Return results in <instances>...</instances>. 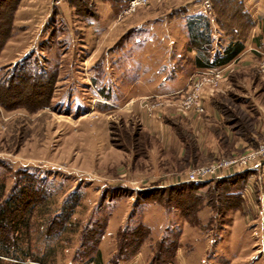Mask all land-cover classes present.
<instances>
[{
	"label": "rangeland",
	"instance_id": "rangeland-1",
	"mask_svg": "<svg viewBox=\"0 0 264 264\" xmlns=\"http://www.w3.org/2000/svg\"><path fill=\"white\" fill-rule=\"evenodd\" d=\"M82 1L86 6L77 9L81 1L30 0L15 17L20 0L0 51V75L30 53L31 67L56 77L48 105L0 106V174L8 176L7 188L30 172L55 217L77 196L66 230L51 238L34 233L31 244L42 252L54 247L53 264H84L95 252L79 253L82 232L97 222L103 225L97 245L107 260L140 222L150 235L134 254L128 246L125 255L132 257L121 264H149L162 236L177 240L162 247L168 259L173 255L171 264H264V172L258 180L246 170L240 207L224 215L206 196L215 179L178 187L191 170L222 160L231 163L219 166L220 173L237 171L233 161L264 142V54L230 62L215 82L203 79L202 113H186L182 95L169 96L203 78L199 70L190 74L191 22L216 10L230 20L235 2L209 0L205 14L202 0H149L133 11L125 10L128 0ZM103 4L111 14L105 26L94 23L95 32L89 21L102 16ZM229 24L246 30L240 21ZM213 26L214 51L227 31ZM194 196L202 200L191 213Z\"/></svg>",
	"mask_w": 264,
	"mask_h": 264
},
{
	"label": "trees",
	"instance_id": "trees-1",
	"mask_svg": "<svg viewBox=\"0 0 264 264\" xmlns=\"http://www.w3.org/2000/svg\"><path fill=\"white\" fill-rule=\"evenodd\" d=\"M69 1L73 5L76 2V0ZM77 1H81L82 3L77 5V9L81 6H86L84 1ZM113 1L123 4L127 0ZM232 1L235 2L232 19L238 23L240 21L245 25L248 15L243 10L242 0ZM19 2L20 0H0V51L11 36L14 14ZM216 11L217 14L215 13L214 15L215 22L218 25H222L227 31L225 32V36H230L222 44V55L218 56L215 53L214 59L216 61L204 67H215L230 61L244 46L242 38L238 37L242 32L235 25L229 24V21L232 19L227 20L222 18V14L220 16V14L218 15V10ZM202 19L199 18L191 22V35L193 40L190 47L197 49L203 57L205 56L207 58L212 49L213 38H210L208 20H205L203 23ZM31 56L30 53H27L11 65L8 76H4V74L0 75V106L3 108L10 110L23 107L28 110H36L49 104L52 92L54 91L56 77L55 75H48L44 78L43 71L40 67L34 69L30 66ZM191 140L192 138L190 139L192 143L193 140ZM28 173L31 174L30 172ZM249 173V171H246L213 181V190L206 196L214 209H216L217 214L224 215V213L230 210L239 209L241 191L245 182L244 174ZM29 174L23 173L26 179L17 182L10 189L7 188L8 176L4 173L0 174V264H7L5 260L21 264L26 259L38 262L39 264H53L55 248L52 246L46 247L43 252L40 249L36 250L37 247L30 242L32 235L36 233L37 239L40 237H57L70 225L69 219L72 215L77 196L72 200L69 207L66 208L63 206L59 215L55 217L50 214V207L44 199L46 195L41 193L45 188L34 186L33 178ZM181 186L199 187L198 183L192 182L181 184L178 187ZM170 189L171 187L168 188V190ZM36 191L40 193V198H38ZM141 198L143 200L146 199L145 197ZM201 200V197L194 196L191 213L194 212L195 207L197 208ZM66 204L67 202L64 205ZM181 211L184 210L181 209ZM182 215L187 217L188 214L182 213ZM95 223L94 226L90 227L91 229H87V231L83 230L82 232L80 246L83 249L80 248L78 250L79 253L82 252L86 256L90 255L92 250L95 252L94 256L86 260H84L85 258L81 259V262L84 261V264H121V262L129 261L130 257H132L131 254H134L137 248L144 242V239L150 235V230L139 222L128 232L131 234L132 239L130 237V239H127L128 241L126 239L122 241L121 238L124 237L123 235L125 233L123 232V228H119L117 235L122 242L120 244L118 242L117 252L107 258V260H104L97 245L98 239H100L103 233V225L97 224V222ZM168 241L170 243L173 241L177 243V240L174 238L169 240L168 236H162L154 243V247L158 245V250L153 254L149 264H171L173 255L168 259L169 257H167L166 251L162 250L164 242ZM128 246L132 248V252L129 255H125L124 251L129 249L127 248Z\"/></svg>",
	"mask_w": 264,
	"mask_h": 264
},
{
	"label": "built area",
	"instance_id": "built-area-1",
	"mask_svg": "<svg viewBox=\"0 0 264 264\" xmlns=\"http://www.w3.org/2000/svg\"><path fill=\"white\" fill-rule=\"evenodd\" d=\"M59 1V0H57ZM149 0H128V7L125 10L133 11L136 6L144 4ZM211 3L209 0H202L200 2L199 8L205 14L211 12ZM225 69L224 66L220 67H206L202 70H199L198 74L202 75V79L198 80H189L188 84L182 89V93L174 92L169 96H178L182 95V108L188 112L202 113L205 111V102L204 96L201 94V87L203 85V79L213 82L218 80L222 76V71ZM262 69H264V55L262 60ZM193 78V77H192ZM215 82V81H214ZM240 165V169L232 172H222L220 173L219 166L230 164V161L222 160L218 164H213L208 167H200L194 170H191L186 177L184 182H203L211 179H218L222 177H228L235 174L236 172H243L246 170H251L257 173V179L261 180V173L264 172V142L260 143L256 151L251 152L248 156L239 158L236 161Z\"/></svg>",
	"mask_w": 264,
	"mask_h": 264
},
{
	"label": "crops",
	"instance_id": "crops-1",
	"mask_svg": "<svg viewBox=\"0 0 264 264\" xmlns=\"http://www.w3.org/2000/svg\"><path fill=\"white\" fill-rule=\"evenodd\" d=\"M28 1H30V0H27V1L21 0L20 6L16 11L15 17L17 16L18 10L20 9L21 5H26L28 3ZM242 3H243L242 4L243 10H245V12L248 15V19L245 22V24H246L245 29L246 30H245V32H242L243 33L242 39L245 40V41H243V45H244L243 49L237 55H235L230 61L225 62L223 64H220L219 66H225L232 61H240V60H244L246 58H253V59L257 60L258 57H261L264 54V0H242ZM101 11L103 13L101 17H99L98 19L95 18V19L89 21V24L91 26L92 25L95 26L94 23H96V22L98 23L99 26H105L106 25V22L108 19L106 20L105 18H107L109 16V14H111V10L106 4H103L101 6ZM208 18H209V20H208ZM205 20L206 19H204V18L202 19L203 23L205 22ZM207 20L209 23V32L211 30L212 25H214L213 27L216 30H218L217 26H215V17L214 16L207 17ZM210 20H212L211 21L212 23L210 22ZM98 29H97V26L94 27L95 32H97ZM212 30H213V28H212ZM98 33H100V32H98ZM222 36H223L222 40H224L223 42H225V40H227L230 35L225 36V33H224V34H222ZM238 37L241 38L240 35H238ZM210 38H212L211 35H210ZM189 51H190V55L192 56V59L190 60V63L192 66L191 67L192 71H190V74H192L196 70H201V69L206 68L204 66L209 65L210 63H214V61H216L214 59L215 53L218 56H220V55H222V52H223L221 48L215 49L214 51L211 50L210 55L207 56V58H206L205 56L203 57V55H201L197 51V49H195L193 47H189ZM217 64H219V63H217ZM215 67H217V66H215Z\"/></svg>",
	"mask_w": 264,
	"mask_h": 264
}]
</instances>
